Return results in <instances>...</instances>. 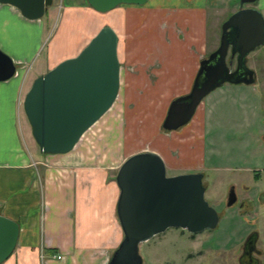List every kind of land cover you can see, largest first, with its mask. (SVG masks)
Returning <instances> with one entry per match:
<instances>
[{
  "label": "crops",
  "instance_id": "1",
  "mask_svg": "<svg viewBox=\"0 0 264 264\" xmlns=\"http://www.w3.org/2000/svg\"><path fill=\"white\" fill-rule=\"evenodd\" d=\"M59 1L62 32L60 34L57 30L56 34L57 26L54 34L50 35L45 58L26 71L23 65L25 59L21 55L10 54L16 65L15 74L0 81V215L19 225L16 245L1 264H107L123 239L117 217L120 190L113 179V170L116 168L118 171L124 160L120 164H109L108 158L99 159L97 150L77 147L82 137L70 151L61 154L43 153L36 142L30 140L29 146L24 147L21 140L26 124L18 119L19 95L27 91L37 76L75 55L78 50L75 49L76 44L80 40L73 42L78 35L68 32V37L73 38L72 43L66 37L67 23L74 18L73 14L83 10L92 15L101 13L91 8L86 0ZM176 2H170L171 7L159 5L157 0H149L143 5L127 4L121 10V20L107 23L118 33L119 43L124 35L132 37L134 29L161 32L160 39L153 41L162 48L153 53L146 51V43L142 42L150 37L149 34L143 36V40L139 39L138 48H131L134 43L131 40L123 44L127 63L137 66L138 73L127 72L124 75L122 72L120 87L126 78L131 92L147 89L152 93H169L174 98L191 90L200 62L209 53L205 28L213 3L212 0ZM122 5L107 13H116ZM17 23L22 25L19 35L23 48L28 46V59H34L43 44L41 18L27 19L17 8L0 3V34L7 33L12 38L10 31L17 32L18 27H9L17 26ZM175 35L178 37L172 39ZM32 43L35 46L30 51ZM202 106L205 107V101L197 110ZM203 117L197 121L195 119L200 117H193L189 128L192 134L190 141L198 142L197 160L192 161L193 164H197L198 159L200 163L204 162L206 130ZM31 137L32 134L29 139ZM190 147L191 151L196 150ZM151 151L162 156L167 170L178 169V165L171 164L175 161L168 153ZM184 156L188 157L187 154ZM189 171L193 170L179 168L176 172ZM57 255L61 258L57 259Z\"/></svg>",
  "mask_w": 264,
  "mask_h": 264
},
{
  "label": "water",
  "instance_id": "2",
  "mask_svg": "<svg viewBox=\"0 0 264 264\" xmlns=\"http://www.w3.org/2000/svg\"><path fill=\"white\" fill-rule=\"evenodd\" d=\"M149 0H86L98 12L122 4L143 5ZM240 0L238 9L222 24L220 44L200 62L191 90L175 97L162 127L178 130L188 124L199 105L225 83L252 84L255 70L248 56L264 46V15ZM17 8L27 19H40L53 0H0ZM119 35L105 25L74 56L65 58L37 76L25 92L23 111L31 134L41 152L70 151L82 135L114 104L120 90ZM231 52V61L227 56ZM237 68L233 70V58ZM12 58L0 49V81L15 74ZM164 159L154 151L130 155L119 167L117 217L123 239L107 264H144L142 243L165 232L182 228L201 232L216 228L219 214L205 197L202 172L169 175ZM19 233L16 221L0 215V264L13 251Z\"/></svg>",
  "mask_w": 264,
  "mask_h": 264
},
{
  "label": "rangeland",
  "instance_id": "3",
  "mask_svg": "<svg viewBox=\"0 0 264 264\" xmlns=\"http://www.w3.org/2000/svg\"><path fill=\"white\" fill-rule=\"evenodd\" d=\"M157 1L159 5H163L164 7H171L169 5L170 2L177 3L176 0ZM209 1L211 2V0ZM239 1L240 0H212L213 5L209 9L208 24L205 28V30H207L208 52L215 50L219 46L222 24L238 9ZM122 6L123 7L116 11V13L101 12L92 15L87 10H83L73 14L74 18L71 19V22H66L68 25L66 28V37L67 41L72 43L73 38L68 37V32H74L78 35V37L74 38L75 41L73 42L75 43L80 40L79 44H76L77 46L75 49L78 50L75 54L85 46L86 43L84 44V41H87L92 35H95L101 27L109 25L107 23L112 20H121L123 12H121V10L128 5L123 4ZM247 6H253L259 9L264 15V0H257L254 4ZM47 8V12L41 17V32L44 34L43 44L37 55L34 56V59L33 57L28 59V46H24L23 48V44L21 43V35H19L22 33L21 24L17 23V26L14 25V27H12L11 25L9 27L10 29L18 27L16 29L17 32L14 30L10 31L12 38L6 35V31H4L6 34L2 32L0 34V41H2L0 49L10 57L12 53L21 55L27 63L23 64L26 71H28L30 67H35L39 64L40 60L45 58V48L48 46L50 35H53L55 31L56 34L58 32L61 34L62 32L59 26V18L62 16L61 2L59 0H53L52 5ZM167 9L169 8H166V10ZM64 15L67 16V14ZM68 15L71 16V14ZM56 27L57 29L55 30ZM70 27H72V29ZM166 32L165 30V33ZM160 33V31L155 32L148 29H142L141 31L134 29L131 32V34H133L131 35L132 37L124 35L120 38L118 53L121 62V74L122 72L124 75L127 74V72L138 73L136 70L137 66L127 63L123 44L131 40V42H134L131 44V48H138L137 42L139 39L141 38L143 40L142 37L149 34L150 39L148 38L142 42L146 43L144 49L153 53L155 50L162 48L155 40L153 41V39H160ZM176 37L178 36L175 35L171 38L175 39ZM17 42L19 43L17 44ZM34 46L35 43H32L30 51ZM248 64L250 67L257 70L259 84H233L227 82L206 96L203 100L205 101V107L202 106L193 116L197 117L198 115L200 117L196 118V121L203 116V118H205L206 146L204 154L202 153L204 158V162L202 163H200L199 159L197 164H193L192 162L196 159L198 144L196 141H190L192 134L189 128L194 118L191 120L192 122L190 121L191 123L189 122L178 130H165L162 127V123L168 107L175 97L172 98L169 93H161V91L152 93L147 89L131 92L127 88L125 82L126 78L123 79L119 94L113 106L83 134L77 147H90L91 149L97 150L99 159L105 160L108 158L110 160L109 164H111V162L120 164L121 161L125 160L130 155L141 151H164L172 156L175 163L171 164L178 165V169H192L193 171L203 170L208 172L209 176L207 181L212 185L210 186L209 193L207 192L205 194V197L211 205H214L213 196H215L219 202L223 196L221 190L224 191V186H222L219 177H217L218 172L213 169H208V162L211 161V165L223 161H226L225 163H233L235 155L238 154L237 149L239 145L247 143L246 140L240 142L237 138L243 135V133L255 134L264 132V46L256 48L249 54ZM25 92L24 90V92L22 91L19 95L17 113L19 116L18 119H20L21 122L23 120V123L26 124L22 129L23 135L21 140L24 147H28L30 144L29 140L33 143L35 141H33L32 137L29 139L31 136V128L23 111V98ZM196 132L198 131L196 130ZM190 145L196 150L191 151L192 148ZM185 154H187L188 157L184 156ZM190 164L192 165L190 166ZM178 169L170 168L167 172L169 175L178 174V172H176ZM113 173V179L115 180L117 174L116 168L113 170ZM215 205H218L220 209L223 204L220 202ZM238 225L239 222L235 219V212L233 210H230V212L226 211L218 227L220 231L219 236L225 237L227 241L228 237H233L229 233V230L237 228ZM207 234L208 233L199 234L196 239L191 242V240H189V233L186 230L175 227L168 228L165 232L142 243L140 252L144 264H187L186 252L188 247L194 245V250H197V247L206 239ZM210 259L209 257H203L202 259H197V261L201 262L205 260L206 263L212 264Z\"/></svg>",
  "mask_w": 264,
  "mask_h": 264
},
{
  "label": "flooded vegetation",
  "instance_id": "4",
  "mask_svg": "<svg viewBox=\"0 0 264 264\" xmlns=\"http://www.w3.org/2000/svg\"><path fill=\"white\" fill-rule=\"evenodd\" d=\"M230 61L231 52L229 51L227 62ZM247 65L249 66L248 62ZM236 68L237 59L234 57L233 70ZM255 73L256 81L252 84L256 85L259 84V77L257 70ZM237 140L240 142L246 140L247 143L239 145L238 154L235 155L233 163L223 161L211 165L209 161L207 164L208 169L218 172L217 177L224 186V191L221 190L223 196L219 202L213 196L215 204L220 202L223 204L220 209L218 205H212L217 209L220 218L217 227L201 232H191L180 228L189 233L191 242L199 234L208 233L197 250H194V245L188 247L187 264H208L205 260L197 261L203 257L211 258L212 264H264V132L243 133ZM190 172L204 174L205 194L209 193L212 184L207 181L208 172L203 170ZM230 210L235 212V219L239 225L229 230L233 237H228L226 241L225 237L219 236L218 227L225 212Z\"/></svg>",
  "mask_w": 264,
  "mask_h": 264
},
{
  "label": "built area",
  "instance_id": "5",
  "mask_svg": "<svg viewBox=\"0 0 264 264\" xmlns=\"http://www.w3.org/2000/svg\"><path fill=\"white\" fill-rule=\"evenodd\" d=\"M61 258V255H57V259H60Z\"/></svg>",
  "mask_w": 264,
  "mask_h": 264
},
{
  "label": "bare ground",
  "instance_id": "6",
  "mask_svg": "<svg viewBox=\"0 0 264 264\" xmlns=\"http://www.w3.org/2000/svg\"><path fill=\"white\" fill-rule=\"evenodd\" d=\"M83 136V135H82Z\"/></svg>",
  "mask_w": 264,
  "mask_h": 264
}]
</instances>
